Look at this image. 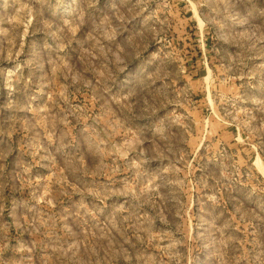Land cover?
I'll use <instances>...</instances> for the list:
<instances>
[{"label":"rangeland","instance_id":"1","mask_svg":"<svg viewBox=\"0 0 264 264\" xmlns=\"http://www.w3.org/2000/svg\"><path fill=\"white\" fill-rule=\"evenodd\" d=\"M0 264H264V0H0Z\"/></svg>","mask_w":264,"mask_h":264}]
</instances>
